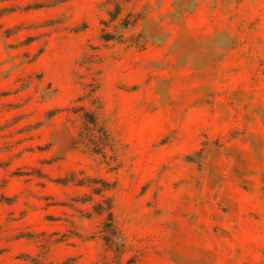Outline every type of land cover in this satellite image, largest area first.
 Instances as JSON below:
<instances>
[{"label":"rangeland","instance_id":"obj_1","mask_svg":"<svg viewBox=\"0 0 264 264\" xmlns=\"http://www.w3.org/2000/svg\"><path fill=\"white\" fill-rule=\"evenodd\" d=\"M263 172L264 0H0V264H263Z\"/></svg>","mask_w":264,"mask_h":264},{"label":"trees","instance_id":"obj_2","mask_svg":"<svg viewBox=\"0 0 264 264\" xmlns=\"http://www.w3.org/2000/svg\"><path fill=\"white\" fill-rule=\"evenodd\" d=\"M121 14L122 7L120 3H114V8L107 10L108 19H103V21L101 22V39L103 41H117L118 43H123L122 35L120 34L116 36V33L110 32L109 26L114 21L120 19L119 25L115 26L123 32L132 27L135 23V20L129 13L127 17L124 18L121 17ZM90 98L91 95L87 94L80 98V100L83 101L84 99ZM91 101L92 102H81L83 106L78 108L77 110L71 108L73 109L72 112L75 113L79 118V128L73 141L72 148L75 150H79L82 153L96 156L101 159L102 163H104L111 169H115V167H117L118 165V162L114 140L110 132L106 128V125L99 116V111L101 108L100 102H97L96 99ZM262 180L264 182V172L262 174ZM100 184H102V187L100 189H96L94 185L90 188L93 194L100 195L111 189V184H108L105 181H101ZM107 201L108 200H106V202ZM94 213L100 216L107 213L109 220L113 222L109 203H107L106 207H104L103 204L97 206V208H94ZM101 232L103 234H111V238L115 235V230L108 223H104Z\"/></svg>","mask_w":264,"mask_h":264}]
</instances>
